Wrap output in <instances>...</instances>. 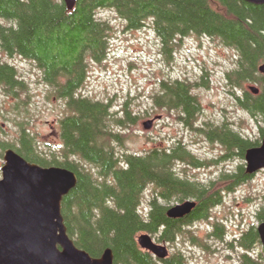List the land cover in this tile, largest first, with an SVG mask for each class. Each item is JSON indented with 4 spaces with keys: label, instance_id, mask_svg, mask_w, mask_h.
Instances as JSON below:
<instances>
[{
    "label": "trees",
    "instance_id": "trees-1",
    "mask_svg": "<svg viewBox=\"0 0 264 264\" xmlns=\"http://www.w3.org/2000/svg\"><path fill=\"white\" fill-rule=\"evenodd\" d=\"M100 8L113 9L125 21L126 29L149 25L169 56L180 45L178 41L189 35L209 36L234 50V67L226 72V78L238 106L257 123L260 137H244L227 122L196 130L221 143L224 156L244 157L245 151L258 146L264 137V75L258 71L264 61V4L243 0H76L69 10L63 0H0V19L8 22H0L1 51L35 63L43 82L64 100L68 110L59 119L60 155L54 147L44 154L17 101L12 107L17 114L15 135L0 141V150L11 147L29 162L75 173L76 185L63 196L61 213L67 234L78 248L97 257L109 247L113 264H183L179 253L163 260L155 258L139 247L137 235L147 232L157 242H174L190 232L185 226L211 217L221 191L232 190L252 174L238 165L236 171L222 172L206 183L189 179L178 173L176 161L197 166L202 163L181 144L141 153L116 152L109 142L117 140L118 134L110 131L109 122L123 126L136 117L126 103L121 116L113 117L108 103L79 94L89 62L104 60L109 49L111 26L96 16ZM16 72L12 64L0 58V88L14 98L24 90ZM245 83L256 84L259 92L250 93ZM194 85L185 79H162L153 95L154 103L177 110L179 119L193 126L200 113L192 93ZM240 89L243 92L236 94ZM148 187L150 195L143 206ZM188 198L197 201L188 217L166 215V203ZM214 226L213 234L217 235L221 224L214 222ZM191 239L196 237L191 235ZM235 241L242 250L239 264H264V251L258 256L251 253L259 248L254 226Z\"/></svg>",
    "mask_w": 264,
    "mask_h": 264
},
{
    "label": "rangeland",
    "instance_id": "rangeland-1",
    "mask_svg": "<svg viewBox=\"0 0 264 264\" xmlns=\"http://www.w3.org/2000/svg\"><path fill=\"white\" fill-rule=\"evenodd\" d=\"M96 16L111 26L109 49L104 60L89 62L79 94L108 103L113 117L121 116L126 103L136 117L123 126L109 122L110 131L118 134L117 140L109 142L116 152L141 153L154 147L170 149L181 144L202 164L197 166L178 160L177 171L204 183L216 180L222 172L236 171L238 165L245 168L244 157L238 154L224 156L226 152L221 143L209 141L205 134L191 130L180 121L177 110L159 107L153 99L162 79L191 81L195 83L192 93L200 105L197 125L211 123L216 127L227 122L244 137L259 138L257 123L238 106L232 93L234 89L226 78V72L234 67V50L209 36L189 35L178 41L180 45L169 56L164 54L160 40L149 25L126 29L125 21L110 8L98 9ZM0 22L8 24L4 19ZM0 58L14 66L24 83V90L18 98L7 96L0 88V141L15 135L17 114L12 107L17 101L20 113L28 119L27 127L44 154L53 151L54 147L60 155L57 122L68 112L64 100L43 82L35 63L18 55L9 56L1 49ZM248 84L245 83L244 88L247 89ZM235 91L241 94L243 89ZM157 115L160 118L145 129L143 122ZM3 151L0 150V167ZM149 192L150 187L144 192L141 205L146 206ZM175 203L171 201L166 205ZM263 220L264 169H260L252 173L248 181L232 190L221 191L220 202L211 209L210 218L193 221L185 226L190 232H185L172 243L164 242L169 250L167 258L179 253L183 264H239L242 250L235 239L251 226L256 228ZM214 222L221 224L217 235L213 234ZM191 235L196 240L191 239ZM260 251L263 248L259 242V248H253L251 253L258 256Z\"/></svg>",
    "mask_w": 264,
    "mask_h": 264
},
{
    "label": "water",
    "instance_id": "water-1",
    "mask_svg": "<svg viewBox=\"0 0 264 264\" xmlns=\"http://www.w3.org/2000/svg\"><path fill=\"white\" fill-rule=\"evenodd\" d=\"M264 4V0H243ZM71 10L76 0H63ZM264 75V61L258 65ZM248 91L259 92L255 84ZM154 118L143 122L152 126ZM0 167V264H113L111 248L97 256L78 248L69 237L61 213V201L77 182L75 173L60 166H40L27 161L13 148H5ZM245 169L252 174L264 169V137L258 146L245 151ZM193 199L168 206L169 218H181L195 207ZM264 251V220L257 227ZM139 247L157 259L168 257L166 243H158L151 234L141 232L136 237Z\"/></svg>",
    "mask_w": 264,
    "mask_h": 264
},
{
    "label": "flooded vegetation",
    "instance_id": "flooded-vegetation-1",
    "mask_svg": "<svg viewBox=\"0 0 264 264\" xmlns=\"http://www.w3.org/2000/svg\"><path fill=\"white\" fill-rule=\"evenodd\" d=\"M180 121L183 123V124H185L184 122H183V120L182 119H180ZM154 123V122H153ZM187 127H189L191 130H194V131H197L196 129H201V128H204V126H206L207 128H213V126H212V124L211 123H205V125L203 124V125H197V120L194 122V124H193V126H190V125H187V124H185ZM214 126H216V125H214ZM57 129H58V136H59V139H60V141H61V138H60V124H59V120H58V122H57ZM204 129H206V128H204ZM203 133V132H202ZM204 134V133H203ZM206 135V134H205ZM206 137H207V139L209 140V141H212V140H210V138L206 135ZM61 143H62V141H61ZM217 160V159H216ZM181 162H185V161H181ZM211 162H215V161H211ZM186 164L188 163V164H190L189 162H185ZM179 174H182L183 172H178ZM188 199H193V198H188ZM186 200V199H185ZM195 202H196V204H197V201L195 200V199H193ZM196 206V205H195ZM191 213V212H190ZM190 213L189 214H187V215H185V216H183V218H186V217H188L189 215H190Z\"/></svg>",
    "mask_w": 264,
    "mask_h": 264
}]
</instances>
